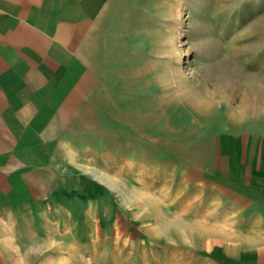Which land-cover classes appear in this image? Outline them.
I'll list each match as a JSON object with an SVG mask.
<instances>
[{
	"label": "rangeland",
	"instance_id": "1",
	"mask_svg": "<svg viewBox=\"0 0 264 264\" xmlns=\"http://www.w3.org/2000/svg\"><path fill=\"white\" fill-rule=\"evenodd\" d=\"M119 9L104 54L118 83L91 85L66 133L119 158L76 166L53 220L58 241L27 264H182L187 163L209 170L216 142L264 125V0H123Z\"/></svg>",
	"mask_w": 264,
	"mask_h": 264
},
{
	"label": "crops",
	"instance_id": "2",
	"mask_svg": "<svg viewBox=\"0 0 264 264\" xmlns=\"http://www.w3.org/2000/svg\"><path fill=\"white\" fill-rule=\"evenodd\" d=\"M122 2L0 0V264L40 259L42 246L58 241L53 220L76 166L119 158L106 145L72 144L66 133L91 85L118 83L104 54ZM209 159V170L203 160L187 163L178 192L182 264H264V125L216 142ZM128 239L115 238L118 255Z\"/></svg>",
	"mask_w": 264,
	"mask_h": 264
},
{
	"label": "bare ground",
	"instance_id": "3",
	"mask_svg": "<svg viewBox=\"0 0 264 264\" xmlns=\"http://www.w3.org/2000/svg\"><path fill=\"white\" fill-rule=\"evenodd\" d=\"M243 77V76H242ZM239 82H240V80H239ZM178 85H179V83H178ZM176 88V87H175ZM178 90V89H177ZM182 90V89H181ZM251 91V90H250ZM261 101V100H260ZM197 114V113H196ZM201 115V114H200ZM193 121V120H192ZM217 233V232H216ZM228 237V236H227Z\"/></svg>",
	"mask_w": 264,
	"mask_h": 264
}]
</instances>
